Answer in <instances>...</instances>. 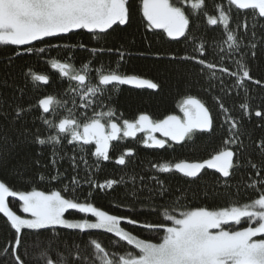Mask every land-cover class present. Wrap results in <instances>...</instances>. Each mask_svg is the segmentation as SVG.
<instances>
[{
    "label": "snow or ice",
    "instance_id": "6c2138e0",
    "mask_svg": "<svg viewBox=\"0 0 264 264\" xmlns=\"http://www.w3.org/2000/svg\"><path fill=\"white\" fill-rule=\"evenodd\" d=\"M233 8L237 17L240 10H251L245 14L251 24L245 19L243 23L238 21L235 29L231 28ZM215 12L218 14L206 11L205 0H0V45H32L23 51L43 54L48 48L61 47L46 38L64 39L78 30H86L98 41L105 40L117 29L131 27L138 13L141 23L146 22L147 30L167 41L185 45L184 54H180L151 52L149 43L148 50L138 53L140 56L152 55L156 62L167 60L180 69L196 66L197 83L206 81L200 85L205 93L219 87L224 96L231 95L233 88L224 85L225 77L232 78L235 89L242 90L247 97L248 82L264 86V77L252 75L253 66L264 56V23H261L264 0H224L215 5ZM202 18H206L208 26L222 25L226 48L219 44L213 46L204 36L196 35ZM34 42L47 47L35 46ZM67 47L71 51V46ZM78 47L86 49L82 44ZM89 51L93 57L115 53L118 62L109 63L107 71L103 67L92 69V61L76 70L72 63L53 59L51 68L59 73L61 81L67 78L76 82L70 84V89L74 94L79 91L81 101L78 106L73 102V107H67L58 122L49 117L57 107L66 106L64 100L50 94L36 104H26L24 88L15 87L7 78L0 80V164L19 157L21 163L14 166L17 178L31 179L26 175L30 169L42 167L44 170L35 179L60 185L58 190L32 187L17 191L0 181V214L12 232L7 245L0 249V260L10 257L11 264H264V138L254 142L258 160L246 155L245 133L241 129L243 117L252 115L247 100L240 103L242 116L237 119L217 92L219 125L211 108L193 95H187L179 104L182 116L170 114L163 119L139 112L130 120L110 106L107 110L103 107L97 110L104 100L112 103L119 86L159 90L162 85L123 72L125 58L131 53L122 46H100ZM21 54L16 51L13 55ZM227 61L230 64L226 66ZM7 63H13L12 57L7 58ZM186 70L190 72V68ZM90 72L96 80L92 86L86 83ZM8 75L5 73V77ZM25 75L34 82L49 83V76L36 74L31 69ZM5 88H13L12 94H5L2 91ZM77 107L84 111L78 113ZM255 116L264 124V112L256 110ZM42 127L47 134L41 132ZM217 127L221 129L219 139L223 146L207 159L152 163L155 174L146 176L135 172L129 182L126 180L128 165L136 153L126 148L113 161L120 175L103 182L96 179L105 162L112 159L113 142L143 133L140 141L143 147L166 150L172 145H195L200 137L215 136ZM65 142L71 149L66 148ZM34 146L49 149L47 164L41 166L39 159L29 162L27 152ZM242 169L250 170V180L242 177L233 184ZM207 170H214L215 179L211 183L204 179ZM169 175L184 181V187L175 190L179 198L173 195ZM249 190L256 195L241 201L239 193ZM100 193L118 194L121 204L129 211L140 205L145 219L102 210L92 202ZM223 196H227L226 206L209 208L206 204L190 203L203 198L215 204ZM10 197L22 202L20 208L27 218L12 210ZM70 210L83 216L66 218V213L72 215ZM150 216L156 220L147 218ZM122 225L135 226L151 238H142ZM24 230L31 236L27 245ZM62 230H73L69 235L75 238L69 240V236H62ZM98 232L111 234L112 251L96 238Z\"/></svg>",
    "mask_w": 264,
    "mask_h": 264
},
{
    "label": "trees",
    "instance_id": "16d2710c",
    "mask_svg": "<svg viewBox=\"0 0 264 264\" xmlns=\"http://www.w3.org/2000/svg\"><path fill=\"white\" fill-rule=\"evenodd\" d=\"M261 23H264V21H261ZM249 24H251L250 21ZM46 41L52 44L61 45L59 49L50 48L49 54L51 55L58 56L62 59L65 58L68 63H73L75 65H83L84 63H89L92 61L91 66H96L97 68L103 67L104 69L108 68L109 63L118 62V58L115 53H103L93 57L90 56V49L100 46H122L126 51L130 52L131 56L125 58L122 70H125L131 74L148 77L154 82L160 83L162 87L161 89L154 92L147 90L140 92L131 89H123L119 93H116L112 96L111 104H109L107 100H104L108 106L114 107L123 113L124 118L131 120L137 116V114H135L136 111L143 110L150 114L153 119H162L167 115V112L172 110L173 105L181 94L186 92H194L199 94L200 99L206 104V106L211 108L215 117V123L219 125L221 122V115H217L218 106L216 104V94L219 92V87L214 89L211 93H205L200 85L206 83V81L201 80L197 83L198 77L196 75V66L186 65L185 69H180L177 65L169 64L167 60L156 62L155 57L152 55L144 57L138 54L140 51L148 50L147 45L149 43L152 45L150 50L151 52L162 51L167 53L171 51L184 54L185 46L180 44L181 48L175 47L173 44L164 41L160 37L147 33L143 30L142 26L138 22H135L131 27H126L123 30L117 29L115 32H112L111 35H109L105 40L97 41V39H93L92 34L88 33L87 31L78 30L73 34H68V36L64 39L46 38ZM81 44L85 45L86 49L78 47ZM43 45L46 44H41L40 42L35 43V46L38 47ZM67 46H71V51L68 50ZM16 51H21L22 54L19 57H16L13 55ZM188 51L191 52L190 49H188ZM46 53L41 54L34 52L32 54H28L27 52H24L23 49H4L0 52V80L7 78L9 83L13 84L15 87L24 88L25 96L23 102L26 104H36L41 95L46 91L55 93L58 97H60L62 94L63 88L61 85H59L56 79L53 82V85L50 84L48 87H42L38 86L36 82L32 81L30 76L25 75L29 69H31L34 73H40L45 70V60L48 57V53ZM8 57H12L13 63L11 65H8L7 63ZM68 57H71V59H68ZM228 64H230V62H226V66ZM189 68L190 72L186 70ZM233 70H235L234 66ZM5 73H9L10 75L5 77ZM217 75L219 76L221 74L218 72ZM252 75L255 78L264 77V56H261L257 60L255 66H253ZM215 83L218 84L219 82L216 81ZM224 87L233 88V92L229 96H224L223 92H219V95L224 98L225 106L229 108L232 116L240 119L242 116V110L239 108L240 103L244 100H247V102L250 104L252 115L250 118L247 116L243 117V126L241 131L245 133V144L247 146L246 155H251L254 160H258V150L255 148L254 142L264 138V124H262L260 117L255 116V111L260 110L264 112V86L255 85L251 82H248L249 92L247 97L243 96L242 90L235 89L232 78L225 77ZM2 91L7 95H11L13 88H5L2 89ZM237 92H240L241 95L237 96ZM17 95H19L18 92ZM66 101L71 103L72 100L66 99ZM67 107L68 104L66 109L63 111H61V107H57L56 112H54L49 118H54L58 122V120L66 114ZM88 114L91 115L90 113ZM41 132L47 134L45 128L43 127L41 128ZM220 136L221 129L217 127L215 136L200 137L196 141L195 145H180L171 150H139L137 151L132 163L128 165V176H126V180L131 182V177L135 174V172H140L141 175L146 176L155 174V170L151 167L152 163L165 161L175 163L180 159L191 157L205 158L206 156L220 150V148L223 146L222 141L219 139ZM65 146L67 149H71V146L67 145L66 142ZM38 151L42 153L40 156L36 155ZM69 154H71V152H69ZM23 155L24 153H21V156ZM49 155V149L45 148L41 150L40 146H34L27 152V158L29 162L39 159L41 166L48 163ZM20 163V158L17 157L16 159L11 160L10 163L0 164V181L6 182L13 190L17 191H28L31 190L32 187H36L38 190L44 191L59 189L60 185H58L56 182L49 183L47 179H45L43 182L35 179L36 175L44 170L42 167L30 169L26 175L31 179L21 180L17 178L14 166ZM117 167L118 166L113 164L105 163L102 171L97 173L96 179L100 182H103L106 178H111L113 176L118 177L120 173L116 170ZM64 168H67V164H64ZM249 172L250 170L248 169H242L241 172L237 174L233 184H235L237 181H240L242 177L245 181L250 180ZM68 174L71 175V172L69 171ZM167 179L168 183H170L174 190L173 195L179 198L178 193H176L175 190L177 188H183L184 181L176 175H169ZM204 179L211 183L215 177L212 175V173L208 172V175H206ZM83 188L84 195H86L87 185L84 184ZM119 191L120 189L117 190V193H119ZM232 191L235 192L236 189L233 188ZM255 195L256 193L251 190H249L247 193L241 191L239 193V199L244 201L245 199ZM83 199L84 196L81 195V202H83ZM9 201L10 205L15 210H18L19 212L21 211L20 206L18 205V198L10 197ZM92 202H94V204L100 207L102 210L108 211L111 214L131 217L137 220L145 219L144 211L141 210L140 205H137L134 211H129L127 207L121 204L120 200L118 199V194L106 196L103 193H100L95 196V200ZM182 202L186 204L189 203V201ZM190 203L200 206H204L206 204L209 208H212L214 206H226L228 201L227 196H223L220 200L216 201L215 204L204 201L203 198L200 200H192ZM114 204L119 205V207H114ZM177 210L179 211V209ZM66 216H69V214L66 213ZM147 218L153 221L156 220L155 216H150ZM122 226L125 227L126 230L133 232L142 238H151L150 234L142 232V230L135 226ZM24 231L26 233L24 242L25 245H27L31 239V236L27 234V230ZM72 231L73 230H62V236H69V240L74 239L75 237L69 235ZM11 235L12 232L6 223V218H3L2 214H0V249H3L7 245ZM95 235L96 238L99 239L106 248H109V250L112 251V248L109 244V240L112 238L111 234L98 232ZM0 264H11V258L9 257L7 260H0Z\"/></svg>",
    "mask_w": 264,
    "mask_h": 264
},
{
    "label": "flooded vegetation",
    "instance_id": "af4514ba",
    "mask_svg": "<svg viewBox=\"0 0 264 264\" xmlns=\"http://www.w3.org/2000/svg\"><path fill=\"white\" fill-rule=\"evenodd\" d=\"M134 2H136V0H134ZM223 2H224V0H205L206 11L209 14H218V13L215 12V5L217 3H223ZM250 11L251 10H240V15L237 17L236 10L233 8V20H232V22L230 24V27L235 29L237 22L239 21L240 23H243L245 19H248V22L249 21L252 22L251 19H250V17H247L245 15L246 13H249ZM135 22H138L142 26L143 30L146 31L147 33L154 34L153 32H151V31H149V30L146 29V27H145L146 22L145 23H141V19H140V16H139L138 13H137L136 17L134 18L132 24H134ZM199 23H200L201 26H200V30L196 33L197 36H204V38L207 39L213 46L219 44V47H223V48H226L227 47V45L223 42L224 41V36H223V33H222V25H218V26H208L206 24V18H202L199 21ZM83 31H86V30H83ZM155 31L157 33L162 32V30H155ZM158 37H160V36H158ZM93 39H95V38H93ZM161 39H163V38H161ZM163 40L166 41V42H168V43L173 44L175 47H180V44H182V46L184 45L183 43H177V42H174V41H167L166 39H163ZM35 43L36 42H34V45H35ZM54 45H57V44H54ZM43 46L44 47H47V45H43ZM27 47H32V45H25V46H19V47H17V46H11V45H7V46L6 45H0V52L2 50H4V49H6V50H19V49H25ZM188 49H190V48H188ZM49 51H50V48H48L47 51H46L48 53V57L45 60V70L43 72L36 73V74H43V75L49 76V83L48 84H41L39 82H36V84L38 86L48 87V85H50V84L53 85V82L56 79V81L59 83V85H61V87L63 88V90H62V94L60 95V97H58L57 94H55V93H51L50 91H46V92H44L41 95L40 98H43V97L51 94V95L56 96L58 99L64 100L66 102V106L68 104V107H73V102H75V104L78 106L81 103L80 96H79V91H77L74 94L71 91V89H70V84L71 85H74L76 82H74V81H71L70 82V81L67 80V78H64L63 81H61V78L59 76V73L56 70H53L51 68V66H50L51 61L53 59L59 60L60 62H67V61L65 60V58L62 59V58H60L58 56H54V55L49 54ZM209 59H212V57L210 56ZM227 62H230V61H227ZM73 65H74V68L76 70H79L82 67V65H75V64H73ZM91 67H92V69H98L96 66L95 67L94 66H91ZM107 70H108V68H105V71H107ZM122 71L125 72L126 74H129V75L139 76L142 79L152 80V79H150L148 77H145V76H142V75L131 74V73H128L127 71H125V70H122ZM86 83L89 86H92V85H94L96 83V80L93 78L92 72L89 73V76H88V79H87ZM123 89H128V90L131 89V90H136V91H140V92H143V91H146V90L147 91H152V92L156 91V90L148 89V88H138V87H135V86H132V85H122V86H119V92L121 90H123ZM187 95H193V96H196L197 98L200 99V95L197 94V93H194V92H186L184 94H181L177 98V101L175 102V104L173 105L172 110L169 111V112H167V115L175 114V115H181L182 116V113L179 111V104L181 103V101ZM64 98H66L67 100L71 99L72 100L71 103L68 102V101H66V99H64ZM66 106L65 107H61L60 108L61 111H63L64 109H66ZM100 107H103L104 110H107V107H109V106L104 101L102 105H100L99 107H97V110H100ZM116 110H117V112H120L118 109H116ZM76 111L82 113L84 111V109H80V108L77 107L76 108ZM139 112H146V111L138 110V111L135 112V114L138 115ZM88 113L91 114V111L89 110ZM156 135H157L158 138L160 137V134L159 133H157ZM142 136H143V133H138L136 138H126V139H123V140L118 141V142H113L114 148H111L110 149V157L112 159L109 162H105V163L113 164L114 165V163H113L114 159L117 158L123 152V150L126 149V148H132V149H134L136 154H137V151H139V150H148V151H150V150L151 151L152 150L153 151L154 150H159V149H149V148L143 147L142 144H141V142H140ZM178 146H180V145H172L171 147H168L167 149L171 150V149H174L175 147H178ZM212 154H214V153H212ZM209 157H210V155L206 156L205 158H201V157H191V158H186L185 160H189V161H192V160H203V159H207ZM177 162H179V160ZM213 171L214 170H207V172H210V173H213Z\"/></svg>",
    "mask_w": 264,
    "mask_h": 264
},
{
    "label": "rangeland",
    "instance_id": "374dc122",
    "mask_svg": "<svg viewBox=\"0 0 264 264\" xmlns=\"http://www.w3.org/2000/svg\"><path fill=\"white\" fill-rule=\"evenodd\" d=\"M21 203L22 202H19L18 205L20 206ZM10 207L12 208L13 211H16L17 214L23 215V216H25L27 218V214L22 213V210L19 212L18 210H15L11 205H10ZM70 212H72V215L71 216H66V218L76 219V218H80V216H83V214H77V213H75L74 210H70Z\"/></svg>",
    "mask_w": 264,
    "mask_h": 264
}]
</instances>
